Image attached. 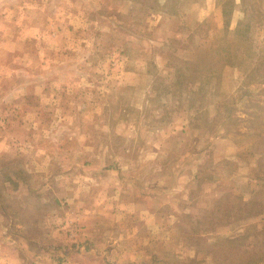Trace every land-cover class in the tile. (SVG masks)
Returning a JSON list of instances; mask_svg holds the SVG:
<instances>
[{"label":"rangeland","instance_id":"1","mask_svg":"<svg viewBox=\"0 0 264 264\" xmlns=\"http://www.w3.org/2000/svg\"><path fill=\"white\" fill-rule=\"evenodd\" d=\"M0 264H264V0H0Z\"/></svg>","mask_w":264,"mask_h":264}]
</instances>
